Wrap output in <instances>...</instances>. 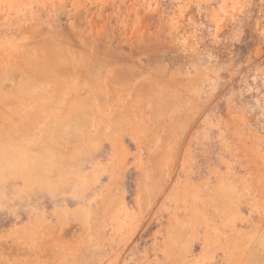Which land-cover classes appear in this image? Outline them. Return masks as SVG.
Segmentation results:
<instances>
[{"label": "rangeland", "instance_id": "rangeland-1", "mask_svg": "<svg viewBox=\"0 0 264 264\" xmlns=\"http://www.w3.org/2000/svg\"><path fill=\"white\" fill-rule=\"evenodd\" d=\"M0 264H264V0H0Z\"/></svg>", "mask_w": 264, "mask_h": 264}, {"label": "bare ground", "instance_id": "bare-ground-1", "mask_svg": "<svg viewBox=\"0 0 264 264\" xmlns=\"http://www.w3.org/2000/svg\"><path fill=\"white\" fill-rule=\"evenodd\" d=\"M18 157H19V156H18ZM20 158H21V157H20ZM20 158H19V159H20ZM15 160H16V159H15ZM6 166H7V165H6Z\"/></svg>", "mask_w": 264, "mask_h": 264}]
</instances>
